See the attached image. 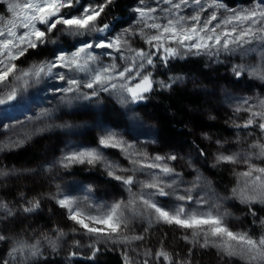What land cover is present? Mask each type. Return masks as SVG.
Segmentation results:
<instances>
[{
    "label": "snow or ice",
    "instance_id": "snow-or-ice-1",
    "mask_svg": "<svg viewBox=\"0 0 264 264\" xmlns=\"http://www.w3.org/2000/svg\"><path fill=\"white\" fill-rule=\"evenodd\" d=\"M113 2L114 0H103V3L86 5L79 15L66 17L62 14L63 10L74 7L75 4L80 3V0H9L7 7L13 18L0 17V105L17 100L20 91L31 86L30 81L39 83L42 77L53 75L56 79L66 82L67 87L56 89V91L63 92L67 102H71L73 98L68 97L69 93L77 94L74 97L76 99H90L103 91L116 93L123 105L147 99L145 94L153 90L154 84L162 89H170L181 80V77H175L170 78L169 81H154L150 72H144L146 65H154L152 58L154 53L143 49H132L127 39L130 34L127 29L107 41L101 39L95 44L85 43L70 56L61 53L54 60L42 61L27 69L18 68L15 61L23 57L29 49H36L39 45L46 43L48 34L52 33L57 25H63L72 35L105 33L110 27L109 24L98 25L97 21ZM163 2L170 4L172 9H180L182 5H187L189 0H179L178 3H174L173 0H163ZM140 3L143 5L144 0H140ZM193 3L204 11L201 0H193ZM214 6L216 8L225 7L221 3H215ZM134 11L138 13L139 20L144 23L145 28L155 30L153 34H146L141 29V36L157 52L163 50L164 55L161 59L165 64L169 58L181 56V49H186L187 52H192L194 49L197 55L204 53L209 56H219L221 52H240L242 56H247L258 51L253 46L254 44L264 45V0H254L252 7L240 11L233 10L231 15L223 19H219L213 11L207 19L202 20L200 13L197 12L191 16L176 14L174 19H166L164 24L154 22L157 17L152 15L156 12L153 7H136ZM166 11L171 12V9ZM149 20L153 22L148 23ZM214 21H216L215 24H213ZM38 25H44L45 28L42 30ZM218 29L222 30L218 31ZM93 47L114 49L120 52L121 59L129 61L128 66L117 71L118 66L113 63L90 70L89 65L96 63L99 59L88 51ZM125 48L133 55L124 56L122 50ZM259 53L261 59L264 60V47L259 49ZM106 54L110 55V53ZM57 68H65L69 71L90 70L91 75L85 82L78 78L66 77L62 72L54 73V69ZM232 72L237 78L247 73L251 77L264 81V67L237 64L233 66ZM137 78H139L138 82L132 83ZM81 88L93 89V91L82 93ZM243 105H248V107L245 108ZM235 110L249 113L248 119L242 125L237 124V128L257 127L261 134H264V99L258 100L255 104H250L248 99H244ZM42 115L48 116L50 113L45 110ZM3 127L8 128L9 125L5 124ZM43 130V128L36 129V131ZM33 134L24 132L10 136L6 142H0V153L23 146ZM216 143L222 147L221 141L218 140ZM99 144L104 148H119L130 158L133 168H120L115 163L106 160L104 155L95 148L65 154L59 163L64 168L72 164L102 163L107 174L121 181L128 187L129 192L137 183L135 172L144 169H158L159 174L151 173L150 180L140 181L141 191L132 193L127 202L117 201L109 206L93 207L88 204L82 207L77 197L65 194L59 185L56 186L55 193L46 194L47 198L54 200L60 208L67 211L68 219L78 225L79 229H83L85 235L93 238L88 244L92 250L89 259L94 258L101 251L98 247L100 244H130L145 239L142 234L130 236L124 234L131 223L130 217L125 215L127 209L133 217L146 216L149 225L154 222H163L184 229L188 234L183 235L182 239L193 247H212L217 249L218 254L223 257L238 258L245 261V264H264V235L254 237L247 231L232 230L227 223V217L231 213L227 209L222 210V204L218 201L210 203L211 197L207 193L196 198L195 203L201 206L196 209H189L183 203L166 208L152 198L156 195L174 196L178 201L192 202L194 199L192 192L201 188V181L204 178L198 174L191 186L183 189L184 194H180L178 190L184 182L181 174L176 172V169L169 163L177 159L175 154L149 156L147 153L134 151L133 144L127 143L111 131L100 136ZM204 154L201 150L200 155ZM254 158L264 159V143L259 139L249 145L247 152L218 151L213 165L241 163L247 165L246 170L236 174L237 186L232 189V197L248 206V212L252 216H256L252 205L264 206V167L253 163ZM189 166H192L191 163ZM17 171L15 168L0 167V181L17 175ZM117 172L133 174L125 176ZM162 177H173V179L165 181ZM204 183L207 184L206 181ZM144 189L154 191L146 193ZM20 198L24 202L18 207L0 199V220L15 217L21 212L34 213L41 207L40 196L29 199L25 198L24 193H20ZM137 205L143 208L142 212L137 209ZM203 205H208L206 210H202ZM259 224L264 227V218L259 220ZM77 230V228L71 229L73 233ZM147 230L146 228L145 232ZM53 232L54 236L41 233L40 238L34 242H28L23 238L9 239L0 233V242H8L9 245L5 255L0 257V264H30L31 261L43 255L44 245L56 252L61 247V241L66 233L60 228H54ZM71 243L76 248L81 246L79 240H73ZM191 252L192 248L189 249V255ZM68 255L71 258L78 256L79 253L70 251ZM142 255L147 258L143 259L141 264H150L148 258H154L156 261L163 258L165 264H191L187 259H174L173 254L163 247L155 253L151 249H145ZM123 260L124 264H134L133 258L128 255L127 251L123 253Z\"/></svg>",
    "mask_w": 264,
    "mask_h": 264
},
{
    "label": "trees",
    "instance_id": "trees-1",
    "mask_svg": "<svg viewBox=\"0 0 264 264\" xmlns=\"http://www.w3.org/2000/svg\"><path fill=\"white\" fill-rule=\"evenodd\" d=\"M83 1L80 0L79 4L70 9H64L62 14L67 15L71 10H77ZM135 1L114 0L97 21L98 25L109 24L110 27L105 33H87L89 38L103 37L122 27L128 21L131 5ZM214 1L233 8L246 5L251 0ZM62 29L63 27L58 25L48 34L46 43L36 49H29L17 60L18 68L23 69V66L40 61L48 55L47 53H63L73 48V37L59 36L58 32ZM253 46L258 49V53L259 49L264 47L260 44ZM148 52L154 53V65H146L143 71L150 72L154 81H169L175 77L182 79L170 89H162L154 84L153 90L145 94L147 99L143 101L123 105L119 99L107 96L76 99V95L71 93L68 97L73 98L71 102H67L63 96L47 94L48 86L42 79L39 83L30 81L31 86L26 90L22 89L17 100L5 104L12 105L14 111L11 114L0 111V142H6L10 136L24 132L34 134L23 146L0 153V167L18 170L17 175L0 181V199L18 207L24 202L20 193H24L25 198L29 199L40 196L41 207L34 213L21 212L15 217L0 220V233L11 236L9 239L17 238L16 234L23 226L25 230L30 231L26 233L29 238H24L29 241L28 239L41 236V233L54 236V228L63 229L65 232L73 223L66 218V210L46 195L55 193L57 185L65 194L74 197L82 193L89 194L90 201L96 205H108L116 198L115 202L121 201L117 196H126L128 187L109 176L102 163L72 164L68 168L59 163L71 150L79 151L87 146L91 149H101L106 160L120 168H133L130 158L120 149L100 148V136L111 131L127 143L133 144L134 151L144 152L149 156L175 154L177 159L169 163L181 174L184 182L178 190L180 194H184L183 189L191 186L199 174L204 179L201 181V188L192 192L193 197L207 193L211 200L222 204V210L227 209L231 213L227 221L234 229L242 228V231L254 236L264 235V227L259 224V220L264 218V206L252 205L256 211V216H252L248 212V206L232 197V189L237 186L236 174L246 170L247 166L242 163L213 166L218 151L247 152L249 145L254 141L259 139L264 143V134H261L257 127H236L248 119L249 113L235 110L244 99H248L250 104L264 99V81L247 73L237 78L232 72L233 66L237 64L264 67V60L256 62L260 58L256 57V54H253L252 59L242 56L240 52H221L219 56H209L204 53L192 54L181 49V56L169 58L165 64L161 59L164 55L162 49L157 52L151 48ZM2 106L0 105V108ZM45 110L50 115L43 116ZM19 118H22V121L17 123ZM5 124L9 127L4 128ZM40 128L44 130L36 131ZM218 140L222 142V147L217 145ZM201 150L205 153L203 156L200 155ZM253 161L264 167V159L254 158ZM189 163L192 166H189ZM152 170L159 174L158 169ZM117 174L127 176L133 173ZM134 175L137 182L143 177L142 171H137ZM162 178L165 181L173 179ZM136 185L132 186L131 191ZM130 224L134 229L132 232L125 231L126 235L142 234L148 239L155 227H161L160 223L155 222L149 225L146 216L134 217ZM71 235L72 233H66L62 241L69 240ZM78 237L79 235L74 236ZM91 239L93 238H87L89 241ZM106 245H98L101 251L98 252L97 259L77 258L72 264H124L120 253ZM2 246L3 242H0V257L3 254ZM44 247L49 248L46 245ZM43 257L46 256L38 258ZM30 264H59V261L57 258H36ZM235 264H245V261Z\"/></svg>",
    "mask_w": 264,
    "mask_h": 264
},
{
    "label": "rangeland",
    "instance_id": "rangeland-1",
    "mask_svg": "<svg viewBox=\"0 0 264 264\" xmlns=\"http://www.w3.org/2000/svg\"><path fill=\"white\" fill-rule=\"evenodd\" d=\"M8 2H9V0H0V17H4L5 19L13 18L12 14L8 11V7H7ZM173 2L178 3L179 0H173ZM253 2H254V0H251L246 5H239V6H236L233 8H228L226 6L224 8H216L214 6V4L219 3V2H216L214 0H201V4L204 7V11H201L200 6L194 4L193 0H189V3L187 5H182L180 9H172L171 5L164 3L163 0H144L143 5L140 3V0H136L131 5L130 14L128 16V21L122 27L116 29L115 31H111L106 36L98 37V38H92V37L89 38L87 33L82 34V35H72V34H69V32L64 28L63 25H61V27H63V29L60 32H58V34L60 37H68V38L73 37L74 38V40L72 41L73 42V48L67 50L66 52H63V54H66L69 56L72 53L76 52L77 49L80 48L85 43L95 44L96 42H99V40H101V39H105L107 41L109 38L115 37L116 35L123 33L126 29L129 30V33H130L127 36L130 47L132 49H143V50L148 52L151 48H154V47L147 44L146 40L144 38H142L141 29H143L144 33H146V34H153L155 32V30L148 29V28L144 27V23L139 20L138 13H136L134 11V9L136 7L148 6V7L155 8L156 12L153 13L152 15L157 17V19L154 22L164 24V23H166V19H174L176 14L181 15V16H191V15L196 14L197 12L200 13L202 20L207 19L213 11L216 12L219 19H223L224 17L231 15L233 10L240 11L242 9L252 7ZM99 3H103V0H84L83 4L77 10H74V11L71 10L69 12V14H67L65 16L68 17V16H72V15H79L84 6L96 5ZM68 9H70V8H68ZM168 9H171V12L166 11ZM152 22H153L152 20L148 21V23H152ZM215 23H216V21L213 22V24H215ZM38 27H40L42 30L45 28L44 25H38ZM221 30L222 29H218V31H221ZM20 31H23V29H20ZM172 46H175V45H172ZM255 46L257 47L258 45H255ZM182 50L187 52L186 49H182ZM88 51L99 58L96 63L89 65L90 70L97 69V68H100L101 66H107V65L115 63L118 66L117 71H119L123 67L128 66V64H129V61L126 59H121V53L115 51L114 49H99V48L93 47L92 49H89ZM122 51H123V55L126 57L133 55V53L127 51L126 48L123 49ZM106 53H110V55H107ZM189 53L195 54V50L193 49L192 52H189ZM47 54L48 55L46 57L41 58L40 61L33 63V64H38L42 61L54 60L55 57L61 53L60 52H56V53L52 52L51 54H49V53H47ZM253 54H256L255 55L256 57H260L259 60L256 61V62H259L261 60V55L258 52L251 53V54L247 55V58L253 59V57H252V56H254ZM248 56H250V57H248ZM16 62H17V60L15 61V63ZM33 64L26 65L25 67L23 66V69H27L30 66H32ZM90 70L89 71H69L68 69H65V68H57V69H54V73L62 72L65 74L66 77H74V78L80 79L81 81L86 82L91 75ZM42 79H44L45 83L48 86L47 91H46L47 94L57 95L58 97H60V96L65 97V94L63 92L56 91V89H62V88L67 87L66 82L56 79L55 75L49 76V77H42L41 80ZM138 79L139 78H137V80L132 81V83L138 82ZM114 82H119V81H114ZM80 91L82 93H91L93 91V89L81 88ZM70 94L71 93H69L67 95L69 96ZM73 94H75V93H73ZM75 95H77V94H75ZM100 96L101 97H104V96L111 97L112 99H115V100L118 99L117 94L114 92H103V91H101V92H99L97 97L99 98ZM17 109H18V107H17ZM0 111L3 113L7 112V113L11 114V112L14 111V107L12 105H5L4 104L0 108ZM21 121H22V118H19L16 120L17 123L21 122ZM100 148H104V147L100 145ZM86 149H91V148L85 146V147H83V149H80L79 151L86 150ZM117 149H119V148H117ZM73 151H75V149L71 150V152H73ZM99 151L102 152V154L104 152L101 149H99ZM253 163L259 165V163H257V162L253 161ZM246 169H247V167H246ZM142 173H143V177L141 180H139V182L150 180L151 179V173H157V172H154L152 169H146V170H143ZM139 182L136 183L137 185L135 186V188L131 192H128L126 196H117L118 200L127 202L131 198L132 193H139L141 191V186H140ZM152 191H154V190L144 189V192H146V193L152 192ZM202 195H204V194H202ZM71 196H73V195H71ZM199 196L194 195V197H193L194 199L192 201V204L191 205H185V207H187L189 209L200 208L201 206H199L195 203L196 198H198ZM75 197H77L80 200L82 207H84L88 204L93 205V207H97V206H101V205L109 206L117 200V198H116V200L113 203H110L108 205L102 204V203L96 205L90 201L91 198H90L89 194H87V193H82L81 195H78ZM152 198L166 208H172L178 204L183 203L181 201L176 200L174 196L161 197L159 195H156V196H153ZM209 202L212 203L213 200H210ZM207 207H208V205H203L202 210H206ZM137 209L141 212L143 211V208L140 207L139 205H137ZM125 215L130 217L131 220H132V218H134L132 216V213L128 210H127V212H125ZM66 218L68 219V215L66 216ZM135 218H137V217H135ZM70 222H72L73 225H71L70 227H68L65 230V233H67V234L72 233L70 239L64 240L65 242L61 241V247L56 252H53L50 248L44 247L45 246L44 245L42 247V251H43V255H45L46 257L37 258V260H51V259L57 258L59 261V264H72V261L74 259H77V258L89 259V257L91 256V252H92V250L88 247V244L90 241L87 240V238L89 236L85 235L84 230L79 229L78 225H76L73 221L70 220ZM227 223H228V221H227ZM160 224H161V227H155V230L152 231L151 237L149 239L145 238L142 241H134L130 244H121V243L111 244V243H108L106 246L108 248L115 249L118 253H120V255L122 256V259H123V253L125 251H127L128 255L133 258L134 264H141L142 260L147 258V257H144L142 255L145 249H151L152 252L155 253L156 251H158L162 247L165 250L171 252L174 256V259L175 258L187 259V260H190L191 264H233V263L235 264L236 262H240V261L244 262L243 260H240L238 258L223 257L220 254H218L217 249L212 248V247H209V248H200L199 246L193 247L192 245H190L189 243H187L186 241H184L182 239L183 235L188 234L184 229H181L175 225H168V224H165L163 222H160ZM228 225L234 231H238V232L242 231V228L238 230V229H234L233 225H230L229 223H228ZM73 228L78 229L76 233H73L71 231V229H73ZM132 229H134V228L132 227V224H130L129 229L126 231L132 232ZM29 232H30L29 229L25 230L24 227L21 226L19 228L17 234H16V237L27 239V238H29V236L27 235ZM124 234L126 235V232ZM75 235H79V237L74 238ZM82 235L85 237H82ZM252 236H254V235H252ZM8 237L12 238L11 236H8ZM38 237H40V235ZM254 237H259V236H254ZM37 238L28 239L29 240L28 242H30V240L34 242ZM73 240H79L81 242V246L79 248L73 247L72 243H71ZM8 246L9 245L7 242H3V246H2V253L3 254H2V256L5 255V253L8 249ZM190 248H192L191 255H189V249ZM70 251L78 252L79 255L70 258L68 255V253ZM97 258H98V253L92 259H97ZM148 259H149L150 264H165V262L163 261V258H161L159 261H156L154 258H148Z\"/></svg>",
    "mask_w": 264,
    "mask_h": 264
}]
</instances>
